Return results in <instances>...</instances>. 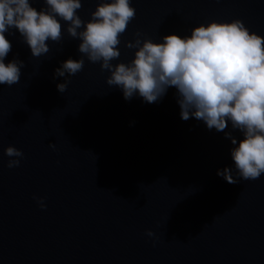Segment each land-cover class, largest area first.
Instances as JSON below:
<instances>
[{"label":"water","instance_id":"95a60500","mask_svg":"<svg viewBox=\"0 0 264 264\" xmlns=\"http://www.w3.org/2000/svg\"><path fill=\"white\" fill-rule=\"evenodd\" d=\"M81 2L77 14L87 22L100 0ZM131 3L137 15L114 65L134 59L137 49L126 44L137 31L142 41L163 42L213 20L241 19L264 36V0ZM61 24L62 39L47 41L40 57L18 30L5 33L12 43L5 63L25 66L18 84L0 85V264H264V173L238 184L217 174L234 167L225 132L238 141L243 134L231 122L217 132L183 120L174 87L156 103L138 94L125 100ZM69 58H83V71L55 77ZM9 146L23 158L8 157ZM10 159L19 167L9 169Z\"/></svg>","mask_w":264,"mask_h":264},{"label":"clouds","instance_id":"9594fccd","mask_svg":"<svg viewBox=\"0 0 264 264\" xmlns=\"http://www.w3.org/2000/svg\"><path fill=\"white\" fill-rule=\"evenodd\" d=\"M45 4V8L37 11L30 0H0V85L18 84L25 66L18 59L5 63L12 51L5 33L18 30L32 56L40 57L50 51L47 41L62 39L61 20L68 22V34L82 41L79 52L110 73L107 84L122 89L125 100L138 94L146 103H156L174 87L183 120L194 117L217 132H225L231 122L232 129L243 134L244 138L238 141L232 132H225L234 146L231 149L234 167L218 170L219 176L229 184H238V178L255 181L261 177L264 36L250 31L241 19L213 20L193 28L190 36L170 34L163 37V42L142 41V33L137 31L135 42L126 44L129 49H137L134 59L114 65L112 61L121 56L120 37L137 15L131 0H100L87 22L77 14L82 8L81 0H45ZM84 65L83 58H69L55 70V77L75 76L83 71ZM69 82L58 84V91L64 93ZM5 154L24 156L13 146L7 147ZM19 165L20 159H10L7 166L11 169ZM38 203L46 208L43 198H38ZM147 235L152 237L155 233L149 230Z\"/></svg>","mask_w":264,"mask_h":264}]
</instances>
